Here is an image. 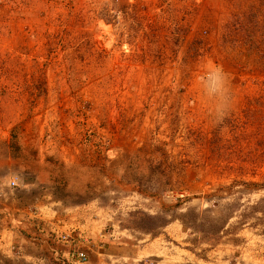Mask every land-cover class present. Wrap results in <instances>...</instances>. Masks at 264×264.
Masks as SVG:
<instances>
[{
    "label": "rangeland",
    "instance_id": "374dc122",
    "mask_svg": "<svg viewBox=\"0 0 264 264\" xmlns=\"http://www.w3.org/2000/svg\"><path fill=\"white\" fill-rule=\"evenodd\" d=\"M262 24L264 0H1L0 264H264Z\"/></svg>",
    "mask_w": 264,
    "mask_h": 264
},
{
    "label": "trees",
    "instance_id": "16d2710c",
    "mask_svg": "<svg viewBox=\"0 0 264 264\" xmlns=\"http://www.w3.org/2000/svg\"><path fill=\"white\" fill-rule=\"evenodd\" d=\"M261 28L260 29L262 31L260 32L259 36H256V35L251 33V35H249L244 41V43L248 44V47L251 48V50H250L251 52H253V48L260 47L261 45H264V24H262ZM255 29H256V27L254 28V31L256 33ZM254 50H256V49H254ZM257 61L261 64H264V51H262L261 55L258 57V60H255V62H257ZM263 184L260 186H263Z\"/></svg>",
    "mask_w": 264,
    "mask_h": 264
},
{
    "label": "built area",
    "instance_id": "2783aa9c",
    "mask_svg": "<svg viewBox=\"0 0 264 264\" xmlns=\"http://www.w3.org/2000/svg\"><path fill=\"white\" fill-rule=\"evenodd\" d=\"M1 3V0H0ZM66 240V236H62L61 237V242H67ZM67 257L66 260L69 262H73V264H86L88 262V257L86 255V253L82 250H79L77 248H73L72 250H69L67 252Z\"/></svg>",
    "mask_w": 264,
    "mask_h": 264
},
{
    "label": "clouds",
    "instance_id": "9594fccd",
    "mask_svg": "<svg viewBox=\"0 0 264 264\" xmlns=\"http://www.w3.org/2000/svg\"><path fill=\"white\" fill-rule=\"evenodd\" d=\"M216 81L220 89H223L224 84L226 83V76L223 73L222 69L217 70Z\"/></svg>",
    "mask_w": 264,
    "mask_h": 264
}]
</instances>
